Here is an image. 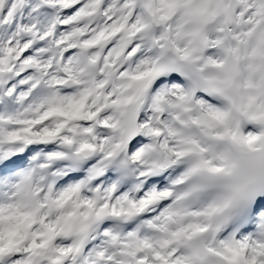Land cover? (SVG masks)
Here are the masks:
<instances>
[{"label": "snow or ice", "instance_id": "obj_1", "mask_svg": "<svg viewBox=\"0 0 264 264\" xmlns=\"http://www.w3.org/2000/svg\"><path fill=\"white\" fill-rule=\"evenodd\" d=\"M0 264H264V0H0Z\"/></svg>", "mask_w": 264, "mask_h": 264}]
</instances>
